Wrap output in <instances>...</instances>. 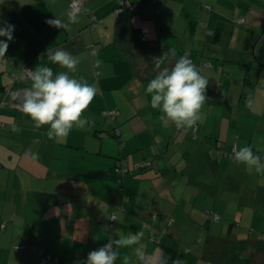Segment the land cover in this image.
I'll return each mask as SVG.
<instances>
[{
    "label": "crops",
    "instance_id": "crops-1",
    "mask_svg": "<svg viewBox=\"0 0 264 264\" xmlns=\"http://www.w3.org/2000/svg\"><path fill=\"white\" fill-rule=\"evenodd\" d=\"M73 1L0 0V18L15 26L0 56V264H41L45 257L83 264L128 232L139 244L122 248L116 264H264V238L255 229L264 213V171L233 160L244 146L264 160V62L252 51L261 32L254 30L255 9L264 0H77L71 14ZM143 39L151 51H141ZM49 47L76 57L72 75L96 88L84 112L94 123L59 140L5 104L21 63L67 71L47 60ZM169 49L199 61L206 79L225 82L224 91L208 82L217 100L205 101L192 129L165 123L145 94L175 63ZM250 67L261 86L236 103L225 90L254 85L235 74ZM217 68L227 76L211 71ZM22 83L32 81L23 76ZM104 111H114V120ZM115 127L121 142L107 130ZM117 156L128 174L118 173ZM144 162L152 164L136 170ZM29 244L40 252L19 248ZM139 246L143 258L135 254Z\"/></svg>",
    "mask_w": 264,
    "mask_h": 264
},
{
    "label": "clouds",
    "instance_id": "clouds-1",
    "mask_svg": "<svg viewBox=\"0 0 264 264\" xmlns=\"http://www.w3.org/2000/svg\"><path fill=\"white\" fill-rule=\"evenodd\" d=\"M71 22L75 23L76 17H72ZM48 23L59 24L57 20ZM14 31V25L0 18V37L6 38L0 39V56H5ZM169 52L171 56H176L174 49ZM46 55L52 64L67 71L54 73L53 68L40 64L29 71L32 83L23 97V110L34 121L36 128L48 126L49 139L59 140L66 138L73 127L84 128L94 123L84 116V112L94 100L96 88L83 77L72 75L77 71L79 62L70 52L49 47ZM162 60L163 57L155 59L157 67ZM208 81L190 58L179 56L171 68H163L147 83L145 94L150 95L151 108L163 114L165 123L172 122L177 127L192 129L200 121L201 109L208 99ZM259 152V149L254 152L251 146H244L234 151L233 160L244 164L250 172L254 169L260 173L264 171V160ZM137 235L128 232L119 235L118 239L109 238L102 247L91 251L83 264H116L122 248L139 244ZM134 251L143 258L142 246L135 247Z\"/></svg>",
    "mask_w": 264,
    "mask_h": 264
},
{
    "label": "rangeland",
    "instance_id": "rangeland-1",
    "mask_svg": "<svg viewBox=\"0 0 264 264\" xmlns=\"http://www.w3.org/2000/svg\"><path fill=\"white\" fill-rule=\"evenodd\" d=\"M255 12L256 13L254 14V18H255V21H254V30H258V32L261 30V32H259V35H258L259 37L261 36V39H258L259 38L258 37L257 40L254 41V43L252 45V51L254 53L253 57L256 59L257 62L261 63V62H264V23H263V20H264V3L263 2L260 5V10L258 11V6H257L256 9H255ZM253 47H254V49H253ZM191 60L194 62V64L196 65V67L198 68V70L200 71V73L202 75L205 74V72H206L205 69H203L202 67L199 68L200 67L199 61H194L193 60V57H192ZM246 69L247 68H244V70H242L240 73L237 72V71H235L236 72L235 74H240V76H241L240 78H248V79H252L253 78V80L255 81L254 82V85L251 84V83H249V82H246L244 84V82H243L242 84L244 85V91H243V86L242 85H240L239 89L236 92H234V88H232L231 91H226L225 90V93H228L229 96H230V98L234 102H236V103L240 100V97H239L240 93L243 92V93L249 95L250 94V91L252 89H255V88H258V86H261V85H259V84H261V82L260 81H257L254 78L255 75H256L257 69L254 68V67H250V72L249 73L246 72ZM211 71L216 72V73H218L220 75H223L224 74V76H227V74H228L227 71H224V72L219 71V68H217L216 70H212L211 69ZM253 75H254V77H253ZM262 78H264V75L263 74H262ZM209 80L210 81H208V82L211 83L210 84L211 86H214L215 88L224 91L225 82L222 83L219 77L218 78H211ZM238 86L239 85H237V87ZM215 91H217V90H215ZM260 109H263V108L261 107ZM18 112H20V111H18ZM21 113L26 114L25 112H21ZM262 137H263L262 139H259L260 141H264L263 140L264 139V135ZM126 174H128V173H126ZM247 214L248 213H246V215H245L246 221H247V219L249 217V215H247ZM263 216H264V213H262L261 215L257 214L256 217H255V220L258 223V226L255 227V229L257 230V233L256 234L262 233L261 234L262 235L261 236L262 238H264V217ZM245 227L247 228V230H248V228H250V226H248V225H245Z\"/></svg>",
    "mask_w": 264,
    "mask_h": 264
},
{
    "label": "built area",
    "instance_id": "built-area-1",
    "mask_svg": "<svg viewBox=\"0 0 264 264\" xmlns=\"http://www.w3.org/2000/svg\"><path fill=\"white\" fill-rule=\"evenodd\" d=\"M122 1H126V0H122ZM149 1H154V0H149ZM207 8H210V6H206ZM80 8V4L77 0H74L71 3L70 6V12L71 14H75ZM244 21V18H241L238 20V22H242ZM91 28L94 27V23H92ZM5 59H7V55L5 57ZM32 69L30 67H28L27 63H21L19 65V69L17 71L12 72L11 74V84H9L7 86V88L5 89V99L6 105H10L12 107H19L23 109V97L25 95V93L29 90L28 87L22 86V78L23 76H26L27 78L30 79L31 76V72ZM140 165H137V167H139ZM155 216L158 214V212L154 213ZM6 223L2 224V227L5 226ZM19 248H28L33 252L39 253L40 249H38V247L34 246V245H23ZM56 260H52L51 257H45L42 258L41 260V264H55Z\"/></svg>",
    "mask_w": 264,
    "mask_h": 264
},
{
    "label": "trees",
    "instance_id": "trees-1",
    "mask_svg": "<svg viewBox=\"0 0 264 264\" xmlns=\"http://www.w3.org/2000/svg\"><path fill=\"white\" fill-rule=\"evenodd\" d=\"M79 11V10H78ZM77 11V12H78ZM76 12V13H77ZM75 13V14H76ZM95 29V26L91 29V30H94ZM146 39H143L141 40L140 42V47H141V51L144 52L145 50H149L151 51V47L149 46V44L145 41ZM170 50V49H169ZM179 56H183V55H176L175 56V60L179 57ZM91 64L92 66L95 68L96 70V74H99L100 73V70H99V63L96 61V59H91ZM22 86H25V87H28L27 85H24L23 83H21ZM30 89V87H28ZM206 96L207 98L211 99V100H217V93H215L212 89H210L208 86L206 88ZM103 116L105 118H108L110 121H113L114 117H115V112L114 111H104L103 113ZM109 131V135H112L113 137H116L120 140L121 142V139H120V131L119 129H117L116 127L113 129V130H110V129H107ZM111 136V137H112ZM118 157V156H117ZM120 158V159H119ZM120 161H119V160ZM118 159L116 160V168H117V171L119 174L123 175L125 174L128 170V168L125 166V160L121 157H118ZM123 160V161H122ZM143 165H140L139 167H137V165L135 166L136 170H140L144 167H149L151 166L152 163H146L144 162ZM29 245H33V244H29ZM35 246V245H34Z\"/></svg>",
    "mask_w": 264,
    "mask_h": 264
},
{
    "label": "water",
    "instance_id": "water-1",
    "mask_svg": "<svg viewBox=\"0 0 264 264\" xmlns=\"http://www.w3.org/2000/svg\"><path fill=\"white\" fill-rule=\"evenodd\" d=\"M12 108H14L15 110H19L21 112H24V110L22 108H19V107H12Z\"/></svg>",
    "mask_w": 264,
    "mask_h": 264
}]
</instances>
